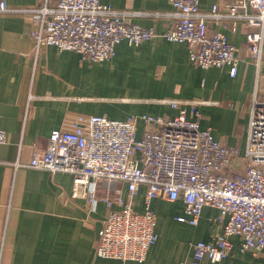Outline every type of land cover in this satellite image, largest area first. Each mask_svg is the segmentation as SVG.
<instances>
[{
	"label": "crops",
	"instance_id": "1",
	"mask_svg": "<svg viewBox=\"0 0 264 264\" xmlns=\"http://www.w3.org/2000/svg\"><path fill=\"white\" fill-rule=\"evenodd\" d=\"M4 1L34 6L41 0ZM101 1L138 12L133 21L153 27L157 35L137 46L122 41L110 59L89 62L76 51L54 45L37 49L29 14L0 13V129L7 134V141L0 144V264H192V243L213 242L221 230L216 208L204 206L198 224L192 225L176 220L185 216L181 199L159 197L152 201L157 240L145 260L101 258L94 254L93 242L110 209L105 202L99 199L90 211L84 197L72 196L71 174L16 166V161L25 164L35 150H43L50 132L66 127L77 115L172 117L176 109L166 102L172 99L199 102L200 126L210 127L215 139L237 146L242 154L248 134L247 105L256 79L246 49V22L207 21L210 32L220 30L235 45L239 61L231 76L225 66L193 64L184 43L162 36L173 19L166 14L172 9L169 0ZM217 1L200 0V11H209ZM116 73L126 80L137 76L145 95L114 94L109 77ZM144 191L141 186L134 196L137 211L142 210ZM104 192L98 189L99 194ZM231 242L223 260L205 258L200 264H264V252L239 251L237 236H231Z\"/></svg>",
	"mask_w": 264,
	"mask_h": 264
},
{
	"label": "built area",
	"instance_id": "2",
	"mask_svg": "<svg viewBox=\"0 0 264 264\" xmlns=\"http://www.w3.org/2000/svg\"><path fill=\"white\" fill-rule=\"evenodd\" d=\"M199 1L169 0L172 9L166 14L173 19L162 36L184 43L193 64L225 66L234 76L239 61L235 45L220 30L210 32L207 21L246 22V49L256 79L247 105L248 134L242 154L237 146L215 139L210 127L200 126L199 102L172 99L166 101L176 109L172 117L77 115L66 127L52 130L44 150H35L27 163L15 162L71 174L72 196L84 197L90 211L99 199L105 202L110 209L93 242L98 257L145 260L157 240L152 201L159 197L181 199L185 216L176 220L192 225L198 224L204 206L218 211L221 230L213 242L192 243V264L205 258L223 260L232 248L231 236L238 237L241 252H264V0H218L207 12L200 11ZM0 13L29 14L37 49L54 45L76 51L89 62L110 59L122 41L137 46L157 35L153 27L133 21L138 12L116 9L101 0H41L34 6L0 0ZM6 141V131L0 129V144ZM141 186L145 187L142 210L137 211L134 196ZM99 188L105 192L99 194Z\"/></svg>",
	"mask_w": 264,
	"mask_h": 264
},
{
	"label": "rangeland",
	"instance_id": "3",
	"mask_svg": "<svg viewBox=\"0 0 264 264\" xmlns=\"http://www.w3.org/2000/svg\"><path fill=\"white\" fill-rule=\"evenodd\" d=\"M137 79V76H130L129 79L126 80L123 74L119 73L112 74L109 77V81H111L112 86L115 87L114 94L120 96L124 94L125 91H128L131 96L143 97L145 95L144 86L137 81Z\"/></svg>",
	"mask_w": 264,
	"mask_h": 264
}]
</instances>
